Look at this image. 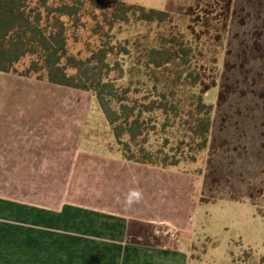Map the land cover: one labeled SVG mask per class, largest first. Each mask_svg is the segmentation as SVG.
Masks as SVG:
<instances>
[{
  "label": "trees",
  "instance_id": "trees-1",
  "mask_svg": "<svg viewBox=\"0 0 264 264\" xmlns=\"http://www.w3.org/2000/svg\"><path fill=\"white\" fill-rule=\"evenodd\" d=\"M132 22L149 29L175 23L168 12L121 0H0V74L37 76L71 93L67 101L28 109L0 103V197L49 209L76 203L120 210L156 200L160 196L154 190L146 197L133 196L142 186L135 182L143 184L149 176L165 182L160 175L181 161L147 149V113L167 121L182 119L199 152L207 149L214 106L205 101L206 92L194 90L202 77L189 69L193 48L181 34L158 32L149 45L140 37L131 41L142 46L136 73L145 81L146 103L129 99L130 88L121 92L110 78L121 69L111 57L131 52L115 41V31ZM77 44L84 55L73 53ZM26 59L30 64L20 73L17 67ZM94 99L122 148L120 161L79 151ZM193 187H199L197 179ZM190 200L197 201L195 195ZM188 215L191 225L194 214ZM127 241L147 247L164 244L155 224L140 221L131 223Z\"/></svg>",
  "mask_w": 264,
  "mask_h": 264
},
{
  "label": "rangeland",
  "instance_id": "rangeland-1",
  "mask_svg": "<svg viewBox=\"0 0 264 264\" xmlns=\"http://www.w3.org/2000/svg\"><path fill=\"white\" fill-rule=\"evenodd\" d=\"M121 1L168 12L175 23L149 29L132 22L115 31V41L131 50L130 55L111 57V62L121 65L110 76L116 87L121 92L129 87V99L146 103L145 81L136 73L142 46L131 41L140 37L143 45H149L158 32L181 34L193 48L189 69L202 77L194 90L206 92L205 101L214 106L208 147L202 152L197 140L186 134L188 126L182 119L167 121L155 113L143 116L149 132L147 149L181 161L178 168L160 175L167 181L168 191H175L171 185L176 181L180 186L177 200L183 192L197 190L199 204L192 232L162 223L156 226L157 235L167 244L192 246L191 264H264V0ZM72 48L74 54L84 55L81 44ZM253 50L261 57H255ZM29 64L30 59L22 61L18 71L23 73ZM67 98L71 93L39 81L37 76L0 74V103L28 109ZM79 148L121 159L122 148L95 99L85 118ZM195 179L199 187L194 190ZM190 210L189 206L187 212ZM0 230L8 231V240L14 244L15 228L0 226Z\"/></svg>",
  "mask_w": 264,
  "mask_h": 264
},
{
  "label": "crops",
  "instance_id": "crops-1",
  "mask_svg": "<svg viewBox=\"0 0 264 264\" xmlns=\"http://www.w3.org/2000/svg\"><path fill=\"white\" fill-rule=\"evenodd\" d=\"M79 151L83 152L80 148ZM167 185V181L153 182L151 176L143 184L135 182V186H141L137 189L138 197H146L152 190L160 197L148 199L144 206L134 203L120 210L76 203L49 209L0 197V226L15 228L14 244L8 240L11 236L8 231L0 230V264H191L193 248L182 244L181 239L177 245L164 242L157 247L127 241L131 223L135 221L156 226L169 223L178 230L192 232L194 210L199 204L197 201L194 204L190 196L195 195L196 188L191 194L178 193L182 194L179 201L175 194L180 186L167 197ZM184 204L191 207L189 212ZM191 212L194 216L190 225Z\"/></svg>",
  "mask_w": 264,
  "mask_h": 264
},
{
  "label": "built area",
  "instance_id": "built-area-1",
  "mask_svg": "<svg viewBox=\"0 0 264 264\" xmlns=\"http://www.w3.org/2000/svg\"><path fill=\"white\" fill-rule=\"evenodd\" d=\"M171 237H172L173 239H175V238H176V235H175V234H171Z\"/></svg>",
  "mask_w": 264,
  "mask_h": 264
}]
</instances>
